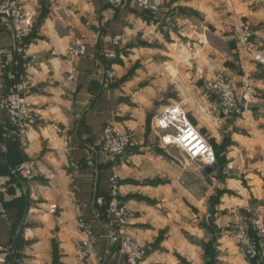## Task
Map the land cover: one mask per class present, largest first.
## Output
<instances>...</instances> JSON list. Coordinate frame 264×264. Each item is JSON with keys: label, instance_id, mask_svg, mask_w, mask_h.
<instances>
[{"label": "crops", "instance_id": "1", "mask_svg": "<svg viewBox=\"0 0 264 264\" xmlns=\"http://www.w3.org/2000/svg\"><path fill=\"white\" fill-rule=\"evenodd\" d=\"M16 1L35 26L18 55L10 22L0 18V174L28 162L35 178L27 185L15 175L18 187L4 198L5 264L21 256L74 264L80 217L96 238L87 264H125L111 240L112 219L94 203L108 198L113 174L132 211L126 231L146 249L140 264H205L204 246L214 240V264H264L263 255L246 260L226 230L235 211H264V0H153L156 11L133 0L117 9L102 0ZM242 22L254 30L249 53L233 35ZM80 37L84 53L68 56ZM219 71L236 85L239 115L212 109L204 84ZM21 79L38 115L24 145L1 107ZM176 102L216 149L211 184L152 130L153 118ZM106 125L139 139L115 166L98 152Z\"/></svg>", "mask_w": 264, "mask_h": 264}, {"label": "built area", "instance_id": "2", "mask_svg": "<svg viewBox=\"0 0 264 264\" xmlns=\"http://www.w3.org/2000/svg\"><path fill=\"white\" fill-rule=\"evenodd\" d=\"M110 4L119 5L122 0H107ZM152 0H139L138 5L142 8L148 9L149 3ZM0 13H5L12 23V40L14 51L18 55H23L26 52V45L24 38L32 29V14L25 11L17 4L4 2L0 4ZM234 39L238 47L246 52H252L254 49L253 37L254 30L247 22H242L233 32ZM117 40V38L115 39ZM87 39L80 37L76 39L72 45L67 49V55L71 57H78L84 53ZM4 54V50L0 49V55ZM257 59L262 60L258 55ZM6 63L2 64L5 65ZM112 75V74H111ZM69 78H72L69 75ZM246 89L242 99L249 97V85L244 84ZM25 83L21 82L15 84L5 97L1 107L7 112L9 125L15 130L22 145L26 143V135L28 131L36 124L37 114L28 102L24 92ZM207 88L213 91L226 113L239 115L241 113V102L236 94V85L230 79L228 74L219 71L207 83ZM155 126L161 131L159 135V142L163 145H176L181 148L190 159L199 158L203 161L204 166H210L215 163V154L213 149L205 142L199 132L188 121L184 109L178 104H171L165 106L156 116ZM137 144V137L132 132H120L113 126L106 125L102 130L101 143L99 146L100 155L102 159L111 165H117L124 157L130 146ZM34 169L28 162L20 163L14 167L12 173H17L27 180L33 178ZM111 190L107 200V212L112 218L114 226H117V231L111 235L112 242L120 241L118 251L124 255L125 264H139L146 255V250L141 248L124 230L129 223L132 214L127 206L119 199V190L116 175L113 174L110 178ZM11 186L10 178L0 176V195L3 194ZM98 203H104L102 197L98 198ZM3 208L0 207V213H3ZM249 212V210H248ZM262 215V213H260ZM237 235L241 239L239 248L244 257L255 255L254 246L245 238L249 228H252L258 235L260 242H264V217L253 216L248 219L240 217L238 219ZM86 240L81 241L80 248L77 250V264L83 262L82 258L86 257L96 238L92 235L90 225L87 221H82V226ZM8 257V248L0 247V264H5ZM84 259V258H83ZM20 264H31L28 259H22Z\"/></svg>", "mask_w": 264, "mask_h": 264}, {"label": "rangeland", "instance_id": "3", "mask_svg": "<svg viewBox=\"0 0 264 264\" xmlns=\"http://www.w3.org/2000/svg\"><path fill=\"white\" fill-rule=\"evenodd\" d=\"M11 3H13V4H17L18 6H20V7H22L23 8V6L22 5H20L16 0H9ZM103 2H105L110 8H112V9H117V8H119V7H122L123 5H125L128 1H132V0H122V2L119 4V5H116V6H114V5H112V4H110L107 0H102ZM133 1H135L136 3H138V1L139 0H133ZM4 2H8V0H0V4L1 3H4ZM24 9V8H23ZM25 10V9H24ZM147 10H151V11H156L157 10V5H156V3L152 0L151 1V3H149V5H148V9ZM25 11H27V10H25ZM0 18L1 19H5L6 21H8L9 20V22H10V32H11V36H12V23H11V19L10 18H8V16L5 14V13H0ZM34 26H35V22H34V20L32 19V29H31V31L26 35V37L24 38V43H25V45L27 46V43H26V39H27V37L29 36V35H31V33L33 32V29H34ZM72 45V44H71ZM70 46V45H69ZM69 46H68V48H69ZM67 48V49H68ZM66 49V50H67ZM2 64H4V63H2ZM112 74V75H111ZM216 74V73H215ZM215 74L210 78V79H207L206 81H205V84H204V88L206 89V91L212 96V98H214V100H215V102H216V106H212V109L213 110H216V111H219V113L221 114V116L222 117H232V114H229V113H226L225 111H224V107L222 106V104H221V102L219 101V99H218V97H217V95L213 92V91H211V89H209V88H207V83L209 82V81H211V79L215 76ZM107 78L108 79H114L115 78V74L113 73V71H111V72H109V73H107ZM9 93H7L6 94V96L8 95ZM5 96V97H6ZM5 99V98H4ZM29 102V101H28ZM30 103V102H29ZM31 104V103H30ZM173 104H178V105H180L183 109H184V107L181 105V103H179V102H176V103H173ZM169 105H171V104H169ZM164 108V107H163ZM184 111H185V113H186V115H187V112H186V110L184 109ZM160 113V112H159ZM158 115V114H157ZM156 115V116H157ZM156 116L153 118V126H152V130H155V132H156V136H157V138H159V135L161 134V131L159 130V129H157L156 128V126H155V119H156ZM234 116H236V115H234ZM187 119H188V121L191 123V125H193L192 124V122L189 120V118H188V115H187ZM37 121H38V115H37V119H36V123H37ZM34 126H36V124L34 125ZM33 126V127H34ZM112 126V125H111ZM194 126V125H193ZM11 128H12V126H10ZM32 127V128H33ZM106 127V126H105ZM31 128V129H32ZM194 128L197 130V128L194 126ZM13 129V128H12ZM30 129V130H31ZM104 129V128H103ZM29 130V131H30ZM13 131L15 132V130L13 129ZM29 131H28V133H29ZM117 131H119V130H117ZM198 131V130H197ZM120 132H122V133H124V132H132V133H134L135 135H136V137H137V144H138V142H139V139H138V136H137V134H136V132H134V131H132V130H127V131H120ZM199 132V134L202 136V138L205 140V142L213 149V151H214V154H215V163L213 164V165H216V162H217V154H216V149H215V147H214V145L213 144H211L209 141H208V139H206V137H204V135H202L201 133H200V131H198ZM16 133V132H15ZM28 133H27V135H26V142H27V140H28ZM17 135V134H16ZM102 136V135H101ZM158 141H159V139H158ZM136 144V145H137ZM159 144L160 145H162L163 147H174V148H177V149H179L184 155H185V158L188 160V161H190L191 163H195L196 164V167H198V168H203V167H205L204 165H203V161L201 160V159H199V158H196V159H190L187 155H186V153L181 149V148H179L178 146H176V145H163V144H161L160 142H159ZM133 146H135V145H133ZM133 146H130L128 149H130L131 147H133ZM128 151V150H127ZM98 152L100 153V150L98 149ZM126 154V153H125ZM101 156V155H100ZM125 156V155H124ZM124 158V157H123ZM17 174V173H16ZM17 175H19V174H17ZM0 176H5V177H11V176H8V175H3V174H0ZM22 179H23V181L28 185L29 183H31L32 181H33V179L35 178V172H33V178L29 181V180H27V179H25V178H23L21 175H19ZM10 183H11V186L3 193V194H1L0 195V207L1 208H3V210H5V207H4V198H5V196L8 194V191L10 190V188H17L18 187V184H17V182L16 181H14L12 178H10ZM99 197H102L103 198V200H104V203L103 204H99L98 203V198ZM109 197V196H108ZM120 199V198H119ZM107 200H108V198H106V197H103V196H97V197H95V199H94V203L96 204V206L98 207V208H100V209H102V211L105 213V215H106V217H109L110 219H112L111 218V216L108 214V212H107ZM121 201V200H120ZM122 202V201H121ZM122 203H124V202H122ZM125 204V203H124ZM126 205V204H125ZM127 206V205H126ZM128 208V207H127ZM129 209V208H128ZM248 210H249V212H248ZM129 211H130V213L132 214V211L129 209ZM253 211H252V209L251 208H248V207H246V208H243V209H241V210H237V211H235L234 212V215H233V217H232V219H231V221H229V224H228V226H227V231L233 236V238H234V240H235V243H236V246H237V248H238V251H239V253L243 256V254L241 253V250H240V248H239V243H240V241H241V239L238 237V235H237V233L236 232H238V219L240 218V217H246V218H248V219H250V218H252L253 216H256V215H259V216H263L264 217V211H263V213H262V215H260V213L261 212H258V213H252ZM132 218L133 217H131L130 218V220H129V223L126 225V227L124 228V230H125V232L127 233V231H126V229H127V227L129 226V224L131 223V221H132ZM84 219L83 218H78L77 219V225H78V227H79V229H80V231L84 234V232H83V229L81 228V226H82V221H83ZM115 227V229L113 230V232H112V235H114L115 233H116V231H117V226H114ZM127 234H129V233H127ZM130 235V234H129ZM245 238L247 239V241H249V243L251 244V245H253L254 246V249H255V255L253 256V257H250V256H246V257H244L246 260H251V259H255V258H257L258 256H260V255H263L264 256V242L263 243H261L260 242V239H259V237H258V235H257V233L252 229V228H249L248 229V231H247V233H246V236H245ZM87 238H86V235L84 234V238L81 240L82 242L83 241H85ZM134 239V238H133ZM81 241L76 245V254H75V261H74V264H77V260H76V257H77V250H78V248H80L81 246H82V244H81ZM134 241H135V239H134ZM136 242V241H135ZM137 243V242H136ZM80 244H81V246H80ZM94 244V243H93ZM113 244H114V246L116 247V249L118 250L119 249V244H120V241L119 240H117V241H115V242H113ZM138 244V243H137ZM139 245V244H138ZM140 246V245H139ZM141 248H144V247H142V246H140ZM4 248V247H3ZM8 248V247H7ZM144 250H146L145 248H144ZM91 252H92V248H91V250H90V252H89V254L86 256V257H83L82 258V260H83V262L80 260V262H81V264H87L88 262H87V259H88V257H90V254H91ZM11 254V250L8 248V256ZM145 257H146V255H145ZM144 257V258H145ZM19 259V264H20V262H21V260L22 259H27V258H25V257H23V256H21V257H19L18 258ZM144 260V259H143ZM142 260V261H143ZM141 261V262H142ZM140 262V263H141ZM139 263V264H140Z\"/></svg>", "mask_w": 264, "mask_h": 264}, {"label": "trees", "instance_id": "4", "mask_svg": "<svg viewBox=\"0 0 264 264\" xmlns=\"http://www.w3.org/2000/svg\"><path fill=\"white\" fill-rule=\"evenodd\" d=\"M216 154H217V152H216ZM15 166H16V165H15ZM15 166H14V167H15ZM14 167H12V168L10 169L9 172H7V173H3V175L11 176L10 178H12V179L14 180L13 177H14L15 175H17L16 173H12V170L14 169ZM214 241H215V240H214ZM214 241H211V242L205 244V246H204V250H205V254H206V258H207L205 264H214V263H215V261H214L215 250H214V248H213V242H214ZM257 258H259V256H258ZM257 258H255V260H256ZM253 261H254V260H253ZM53 264H55V262H54Z\"/></svg>", "mask_w": 264, "mask_h": 264}, {"label": "water", "instance_id": "5", "mask_svg": "<svg viewBox=\"0 0 264 264\" xmlns=\"http://www.w3.org/2000/svg\"><path fill=\"white\" fill-rule=\"evenodd\" d=\"M214 168H215V165L205 166V167L201 168L202 176L205 177L206 181L210 184H211V182H210V179L208 176H209L210 172L213 171Z\"/></svg>", "mask_w": 264, "mask_h": 264}]
</instances>
